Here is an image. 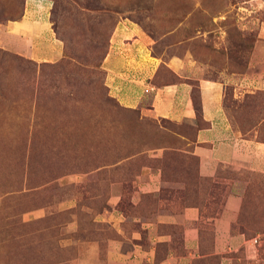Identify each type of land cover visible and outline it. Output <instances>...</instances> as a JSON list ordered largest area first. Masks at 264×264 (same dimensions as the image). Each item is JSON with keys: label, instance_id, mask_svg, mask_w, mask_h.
<instances>
[{"label": "rangeland", "instance_id": "rangeland-1", "mask_svg": "<svg viewBox=\"0 0 264 264\" xmlns=\"http://www.w3.org/2000/svg\"><path fill=\"white\" fill-rule=\"evenodd\" d=\"M42 1L63 46L53 61L6 48L5 24L26 0H0V264H124L135 243L149 245L141 221L188 205L203 216L191 264H220L205 218L223 212L231 190L241 196L232 228L256 239L253 264H264V172L216 164L215 179L200 174L201 118L156 116L150 99L125 106L103 66L125 20L148 39L151 80H182L170 61L220 80L234 126L264 141V0ZM141 178L157 190L138 193Z\"/></svg>", "mask_w": 264, "mask_h": 264}, {"label": "crops", "instance_id": "crops-1", "mask_svg": "<svg viewBox=\"0 0 264 264\" xmlns=\"http://www.w3.org/2000/svg\"><path fill=\"white\" fill-rule=\"evenodd\" d=\"M44 3L42 0H26L22 16L5 24L1 42L7 49L37 61H53L62 56V43L56 37L49 18L43 16ZM168 64L182 80L156 84L151 78L157 62L149 55L146 35L125 20L118 22L103 59L110 93L127 107H142L150 99V110L156 116L197 122L192 84L188 78L197 81L200 118L207 123L196 128L192 142L200 174L215 179L216 164L264 172V141L234 126L224 106L223 83L198 76L185 63L170 61ZM149 175L150 179L156 178L155 174ZM150 179L141 178L136 191L157 190V187L151 188ZM240 201V194L231 190L223 212L205 218L213 231L212 253L221 255L220 264H253L258 260L256 239L247 238L232 228ZM178 210L160 209L153 219L141 221V228L153 232L149 236V245L144 247L135 243L134 253L124 264H191V260L199 255L200 220L203 216L199 207L194 205ZM175 228L180 230V236L174 232ZM134 233L139 234V231ZM177 238L180 241L176 245ZM158 244L165 246L161 249Z\"/></svg>", "mask_w": 264, "mask_h": 264}, {"label": "trees", "instance_id": "trees-1", "mask_svg": "<svg viewBox=\"0 0 264 264\" xmlns=\"http://www.w3.org/2000/svg\"><path fill=\"white\" fill-rule=\"evenodd\" d=\"M192 84V98H193V103H194V108L196 111V118L199 119L200 118V110H201V102H200V94H199V86L198 83L196 81V89H193V83L190 82ZM195 90V91H194ZM194 92V93H193ZM225 106V105H224ZM227 110V109H226ZM228 112V110H227ZM229 113V112H228ZM204 122V121H203ZM207 123H203L201 126L206 125ZM241 130V129H239ZM242 131V130H241ZM243 132V131H242ZM245 133V132H244ZM242 233H245L244 229L241 231Z\"/></svg>", "mask_w": 264, "mask_h": 264}]
</instances>
